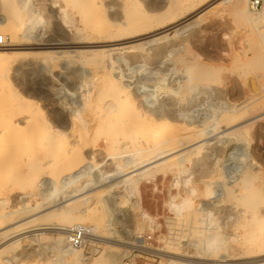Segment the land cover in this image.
Listing matches in <instances>:
<instances>
[{
  "label": "rangeland",
  "instance_id": "374dc122",
  "mask_svg": "<svg viewBox=\"0 0 264 264\" xmlns=\"http://www.w3.org/2000/svg\"><path fill=\"white\" fill-rule=\"evenodd\" d=\"M19 1L25 12L23 21L13 26L19 46L15 54L0 62V149L8 145L6 137L12 131L23 148L18 150L20 155L10 158L16 169L4 180L0 176V202L4 199L8 204L5 212L10 210V230H13L10 239L0 244V264H107L106 254L127 256L134 249L149 253L138 264H167L169 259H183L185 255L201 258L198 262L206 259L209 261L204 262L216 263L225 255L232 264H262L259 261L264 258V36L256 24L252 30L250 24L236 22L231 12H218L220 3L227 1V4L229 0ZM80 1L82 5L77 6ZM263 9L258 11H263L262 14L254 15L263 19L264 26ZM127 14L129 18L132 16L131 21ZM10 17L0 0V35L10 29ZM148 22L152 27L149 28ZM177 24L180 26L174 27ZM164 27L174 28L164 31ZM129 28L136 29L135 34ZM176 30L180 33L176 34ZM152 33L154 36L150 37ZM6 34V46H10V33ZM108 35L116 37L115 40L108 39ZM150 39L158 42L142 47ZM116 40L121 41L112 46L111 41ZM53 43L67 45H49ZM182 48L190 50L189 56L181 52ZM177 49L187 58L186 66L174 64ZM192 66L196 68L189 70ZM110 70L142 96L146 107H137L143 110L148 123L157 124L166 118L182 125V135L186 137L202 130L201 135L186 141L201 138V144L210 143L209 149L197 157L187 155L188 162L180 164L174 157L148 155L147 151L131 148L127 137L121 135V127L113 126L115 116L100 118L111 100L105 85ZM203 72L213 73L216 79L191 85V76ZM183 90H187L185 95L181 93ZM247 105L257 109L256 115L252 116L247 109L241 111ZM249 116L254 117L252 121L257 120L253 127L238 130L239 137L235 131L218 143L217 137H225L243 126ZM71 120L75 134L66 145H79L80 149L86 146L83 152L96 156L94 164L83 168L86 171L72 182L66 178L73 170H61L62 162L59 164L57 160L55 165H49L52 158H44L45 150L54 142L61 148L64 140L61 143L54 132L58 133L61 124L64 126ZM47 124L51 127L49 133L43 130ZM31 126L37 135L29 132ZM114 131H118L117 145L123 151L112 156L110 146L114 138L107 134ZM234 144L231 152L226 149ZM30 151L40 154L38 169L30 166ZM131 161H140L135 164L137 172L122 176L123 172L131 171L129 167L124 169ZM180 166L188 170L182 176L192 182L190 187L197 186L201 200H194V207L182 213L174 208L175 202L177 207L181 206V200H188L189 194L181 186H174L181 178ZM231 168L240 174L249 169L256 176L254 182L260 190L254 199L249 191L227 185L226 176ZM215 169L220 172L214 174L217 177L212 181L217 186L224 185L226 194L218 206L207 199L220 188L213 186L207 198L203 183L210 180L204 178V172ZM143 170H153L154 174L142 179L134 192L141 209L129 201L119 205L128 196L121 180ZM99 178L109 186L98 189L100 192L95 190ZM45 181L58 185L50 195L43 192L49 188L43 184ZM77 195H90L91 199L72 207L74 211L69 215L78 219L71 224L64 219L69 215L64 212L65 204H61ZM202 203L211 209L209 220L199 212ZM141 213L151 220L144 222ZM34 216L38 221L18 228ZM78 225L90 230L98 228L97 236H87L85 249H72L74 256L65 255V247L70 248L68 236L56 229H73ZM208 225L215 228L218 225L224 233V245L212 253L202 251L200 245L214 236L205 230ZM195 246L200 247L198 251Z\"/></svg>",
  "mask_w": 264,
  "mask_h": 264
},
{
  "label": "bare ground",
  "instance_id": "6f19581e",
  "mask_svg": "<svg viewBox=\"0 0 264 264\" xmlns=\"http://www.w3.org/2000/svg\"><path fill=\"white\" fill-rule=\"evenodd\" d=\"M228 2L229 3H227V4L220 3V5H219L220 6V9L217 8L218 9L217 11L218 12H221V13L222 12H225V11L231 12L233 14L236 22L242 23V24L248 23V24L251 25L250 29L252 28L253 24L255 23L256 24L255 27L257 26L258 27L257 29H259V31L261 32L262 36H264V26L262 25L263 24V22H262L263 19H260L259 15L258 16L257 15L255 16L254 15V12H252L250 10V0H233V1H230L229 0ZM2 4H3V7L9 13V15L11 16L10 17L11 18L10 29L4 30L3 33H5L4 35H8L6 33H10L9 36H10V38L12 40V44L10 46H6V45L0 46V62H5L7 60V57L6 56H12L13 54H15L13 52L15 51L16 47L19 46V45H17L18 43L16 44L17 37L15 35L14 27L13 26H14L15 23H19L20 21H23V18H25L24 17L25 16V12L23 11L24 9L21 6V2L19 0H2ZM80 5H82V2L81 1L77 3V6H80ZM217 11H214V12H217ZM262 12L263 11L258 12V14L259 13L262 14ZM221 13H219V14H221ZM129 15H128V19L131 21V17L132 16L129 18ZM134 15H135V13H134ZM213 15H215V14H213ZM133 18H132V22H135V20ZM144 21H147V20H144ZM178 21H179V19L178 20H175L174 23H177ZM150 23L151 22H148V24H150ZM180 24H182V22ZM180 24H177L174 27H177L178 28V26H180ZM126 25L128 27V24L127 23H126ZM150 27H152L151 24H150L149 28ZM174 27H172V28H174ZM172 28L164 27V31H168V30H170ZM123 29H125V28L123 27ZM123 29L121 28L120 30L123 31ZM132 29H133V27H132ZM132 29H130V31ZM137 29H138V27H137ZM146 29H148V28L146 27ZM188 29L190 30L191 28L188 27ZM139 30L140 29H138V31ZM252 30H253V28H252ZM134 31H133V33H134ZM153 33H152V35H149V36L150 37L154 36ZM175 33L176 34L177 33H180V30H176ZM183 33H185V32H183ZM117 34H120V33H117ZM120 37H122V36H120ZM107 38L108 39H112V40L114 39L115 40L116 37L114 38L113 35H108ZM117 41H121V40H116V41H111V42L114 43V42H117ZM156 42H158V41L155 40V39H150L148 42H146L145 44H143L142 47H144L145 45H147L148 47L154 46L156 44ZM49 45H67V44H65V43H53V44H49ZM113 45H115V43L112 44V46ZM175 52H176V50H175ZM181 52L183 54L186 53V54H184L185 56L191 53L190 50H187L186 48L183 49ZM173 55H174L173 56V61H174V64L175 65H179V66H182V67L187 65V60H186L187 58L185 59L184 58L185 57L184 55L181 54L183 57L180 55V50H178ZM95 57H97V56H95ZM195 68H196V66H192L189 70H192V69H195ZM112 72L113 71H111L110 73H107V78H106L107 81L105 83V85L107 87V89H106L107 90L106 91L107 97L111 99L110 100V104L108 106L106 105V107H104V111L105 112L103 113V115L100 118H103V117H107L108 118L110 116H115L113 118L115 125H113V126L114 127L115 126L121 127V130H122L121 135L127 137L128 141H129V145H130L131 148H135V150H138L139 152L140 151H142V152L143 151H147L148 152V155H150V154H157V156H159V157L160 156H163V158H165L164 156H166V157H174V158H176L178 160V163H180V164H183V163H185L187 161V159H186V156L187 155H192V156L195 155V157H197L196 156L197 154H202L203 150L209 149L210 143L208 142L209 143L208 144L206 142L204 144H201V142L203 143V140L201 138H199V137H198L199 139H196L194 141H186V140H188L187 138H191V137H195V136L197 137V136L201 135L202 132H203L202 130H200V131L199 130L198 131L196 130V131H194L195 132V135H192V133H191V135H189V136L186 137V136L182 135V132H183L182 125H179V124H177L175 122H171V121H169L166 118L163 119V120H161V121H159L157 124L148 123L147 120H145L143 110L140 111L139 108L137 107L138 105L140 106V108H141V106L146 107L145 106V103H144V99L142 98V96L140 94H136V92H134L130 88V84H128V82L124 81V78L123 77L118 78L119 76H114L113 74H111ZM215 79H216V77H215V75L213 73L210 72V73L207 74V73H204L203 72V73L198 74V76H196V77L195 76L194 77L191 76V81L190 82H191V85H193V84L194 85H198L200 83V81L202 82V81L215 80ZM189 89H191V88H189ZM179 92H181V91H179ZM181 93L185 95L187 93V90L186 91L183 90ZM243 109H247L249 111V114H251V115L252 114L256 115L257 109H253L252 110L251 107L249 108L248 105L245 106L244 108H242L241 111ZM230 118H232V117H230ZM252 118H254V117H250L249 116V118L244 122V125L243 126H240L238 128L236 126H239L240 122H238L239 124L238 123H234V124H236V126H234V124H233V126L236 127V129L233 130V132H231V133L225 134V137L224 136L223 137H217V139H219L218 143L222 142L221 140L224 139V138H226V136L228 137L232 133L234 135V132L235 131L237 132V133H235L236 136H238L240 134V133L238 134V130L240 131L242 129H246V128H249L251 126L253 127V125H255V122L257 120L256 121H252ZM239 119L240 118L238 117L235 120L238 121ZM35 120H38V118H36V119L33 120L34 123H35ZM72 123H73V120H71V122H68L67 124H64V126H62V124H61V127H60L61 130L58 131V133L57 132H54L62 140L61 143L64 140L63 145L61 146V148H58L57 143L54 142L50 146L49 150L47 149L44 152V156H45L44 158L45 159L52 158V161L50 160V162L48 163L49 165H52V164L55 165L56 162L59 161V164H60V162H62L60 164L61 165L60 166V169L61 170H73L72 173L69 174L68 178H66L67 180H69L71 182L73 180H75V179L78 180V178H80L81 174L84 171H86V170H82V169L93 165L94 162H95V159H96L95 158L96 156H95L94 153H92V152L91 153H84L83 152V149H85L86 146L80 149V148H78L79 145L78 146H76V145L74 146V145L71 144V145H69L70 147L66 145V143L68 142V138L69 137H74V134H75V129H74V125L75 124H73V126H72ZM32 126H31V129H29L30 128V126H29L28 130H29V132L35 134L33 132V130H32L33 127H35V125L33 127ZM229 129H227V130H229ZM43 130H44V132L49 133L48 130H51V127L47 124V126L45 128L43 127ZM118 130H120V128ZM111 133L112 132L108 133L107 135L108 136L110 135L112 137V139L114 138L113 139L114 140V144H113L112 147L110 146V149H111V155L112 156H115L116 154H121L122 153L123 147L117 145L118 137L116 139V136L118 135V131L117 132L114 131V134L113 133L111 134ZM35 135H37V134H35ZM15 136L16 135L13 133V131L10 132V137H6V141H7L8 145H6L4 148L0 149V176H1V179H3V180L6 179V178H8L10 176V171H13V170L16 169L15 164L10 162V158L12 156H16L18 153H20L19 152L20 151L19 150L20 147L23 148V146H21L20 144H18L17 140L15 139ZM205 140L206 141H209V139H205ZM47 145H49V144L47 143ZM130 147H129V150H130ZM234 147H235V144L232 145L230 148L229 147H226V149L228 148L229 151L230 150L232 151V148L234 149ZM31 149H33V148H31ZM126 150L127 149L124 148V151H126ZM32 151H30V153H29L30 154V157H31L30 158V166L32 167V169H34V168L35 169H38L37 161H39L41 159V157H40V154L37 153V151L35 153L32 152ZM233 153L234 152H232L230 155H232ZM18 155H20V154H18ZM65 158H67V159L65 160ZM174 158H173V160H174ZM141 160H142V158H141ZM137 162H140V161L127 162L124 165L125 166L124 169L129 167L131 169V171H129L126 174L123 172L124 175H122V176H126V175L132 174L134 172H137V170H134L136 168L135 164ZM198 162H200V161H198ZM201 162H202V160H201ZM145 163H143V164H145ZM218 164H219V162L217 163V166H219ZM138 166H137V168H138ZM120 169H122V167ZM179 170H181L180 173H179V175L181 176V178H179V180L177 182H175L174 186L175 187H180L181 186V188H183V190L187 191L188 194H189L188 200H186V199L185 200H183V199L181 200V202H182L181 206H178L177 207L176 206V202H175L174 208L177 209L176 211H178V213H182V212H184V211H186V210L191 209L192 207H194V205H193L194 204V202H193L194 200L198 199L200 202H201V200L199 198L200 193L198 192L197 186L190 187V185H192L191 184L192 182H190L189 180H185V177L182 176V175H186L188 173V170H186L182 166H180V169ZM219 172L220 171L219 170H216V169L213 170V171H211V172L210 171H207V170L204 172V174H205L204 175V178H207V180L210 179L209 181H205V180L203 181V183L206 185V191L204 192L205 195H206L205 197H207V198L209 197V195H210V189H212L213 186L215 188H217V187L220 188V190L218 189L216 191V193H214L213 197H211L210 199H207L209 201L211 200V203H212L211 205H214V206L220 205L222 202H224V200L226 198V194L224 192V185L223 186H217V183H214L212 181V179H214L215 177H217L214 174H218ZM238 173L239 172L236 169H232L231 168V170H229V173H227L228 175L226 176L227 185L237 186L238 188H243L246 191H249L251 193L250 198L251 199H254L255 196L257 195L256 192L258 190H260V189H256V185H255L256 184L255 183L256 181L254 182V180L256 179V176L254 174H252L251 173V170H249V169H245V171H242L241 174L240 173L238 174ZM153 174H154V171L153 170H143V172L141 171V172H139L138 174H136L134 176H131V177H127V178L122 179L121 180V183L125 184L126 189L128 191V196L125 198V200H122L119 205L125 204L127 201H129V202H131L132 206H134L135 208H137V209L140 210L141 209V206L138 203L137 198H135L134 192H136L138 190V185L141 184L139 182L142 179L144 180L147 177L153 176ZM112 176H113V174H112ZM189 176H192V175H189ZM105 181H107V180H105ZM43 184L44 185H48L49 188L48 189H44L43 192H49V195L52 194L57 189V187H58V185L52 184V182H48V181H45ZM96 184H97V187L95 188V190H98V189L99 190H102V188H104V187L105 188L106 187L107 188L109 187L108 184L107 183H104V180H102L100 178H99L98 182H96ZM231 188H233V187H231ZM99 190H98V192H100ZM90 199H91V196L90 195H88V196H82V197H81V195L70 196V198L68 200H65L61 205H64L65 204V206H63L64 212L69 215V214H72L71 211H72V207L74 205H76L79 202H82V204L83 203H85V204L86 203H89V200ZM134 200H135V202H134ZM199 208H200L199 212L201 214H203V216H207L208 217V220H209L210 215H211V211H210L211 209L209 208V205H205V204L202 203ZM7 209H9L8 208V204L3 199L2 202H0V244H3V242H5L6 240L10 239V231H13V230H10V210H8L9 212H5ZM35 216H34L33 219L27 220V222L20 224V226L18 228H20V227L22 228L23 226H26V225L34 222L35 220H37L35 218ZM51 216L47 215L48 218L51 217ZM140 217L143 219L144 222H148L149 220H151V218L149 216H147V214H145V213H143V214L141 213L140 214ZM64 219L67 220V222L73 224L74 221H76L78 218L76 216H74V215H69L66 218L64 217ZM205 223L207 225L208 222L205 221ZM202 224H203V222H202ZM209 225H211V224H209ZM209 225H208V227L206 229L204 227L203 228L207 232H211L212 234H214V236H212L210 239L208 238V239L203 240L205 242H202V244L200 243V245H203V247L201 248L202 251H207L209 253H212V252L217 251L219 248H221L224 245V240H222L223 239L222 236H223L224 233L221 232V231H219V229H218L219 227L217 228L218 225H216V228H215V225H213L214 228H213V226L212 227H209ZM70 228L69 229H67V228L66 229H56V230L62 231L63 234L65 232L66 235H68V233L71 231ZM203 228H202V232H203ZM199 229H201V228H199ZM91 231H92V233H91ZM88 233H89V235H88ZM97 233H98V228H95V229H92V230H90L89 228H87V236H88V238H90L91 236H97L96 235ZM90 234H92V235L90 236ZM202 239H204V237ZM110 247H112V246H110ZM195 247H196V250L197 251H198V248H200L198 246H195ZM66 248L67 247H65V250H63L64 251L63 253L65 255H70V256H74L75 255L73 253V251H72L71 248H67V249ZM129 252H131V251H129ZM128 253H127V255H128ZM124 257H126V256H124V255H119L118 256V254L115 255V254H109L108 253V254H106V256L104 258V262H106L107 264H122V261H123ZM182 257H183V259L182 258L169 259L167 261V264H232V263H230L231 262L230 258L227 259V257L225 255L220 256V260H217L216 263L215 262H211L212 260H210V262H204V261H209V260H206V259L205 260L203 259L204 260L203 262H200V261L198 262V260H201L202 261V259L201 258H195L192 255H189V256H186L185 255V256H182ZM261 257H263V256H261ZM194 260H196V261H194ZM255 262H256V260H255ZM259 262H262V264H264V258L261 261H259ZM247 264H249V263H247ZM250 264H251V262H250Z\"/></svg>",
  "mask_w": 264,
  "mask_h": 264
},
{
  "label": "built area",
  "instance_id": "2783aa9c",
  "mask_svg": "<svg viewBox=\"0 0 264 264\" xmlns=\"http://www.w3.org/2000/svg\"><path fill=\"white\" fill-rule=\"evenodd\" d=\"M264 0H250V10L257 13L263 8ZM7 44V37L0 35V46ZM68 245L73 250L85 249L87 245V228L84 225H78L71 229L68 233ZM152 237H148L151 240ZM149 253L142 252L139 249H134L123 259L122 264H138L141 258H145L144 255Z\"/></svg>",
  "mask_w": 264,
  "mask_h": 264
}]
</instances>
